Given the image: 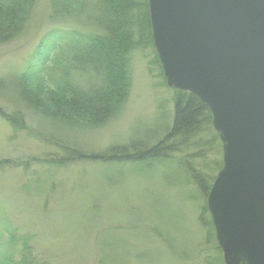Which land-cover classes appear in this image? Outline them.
Returning <instances> with one entry per match:
<instances>
[{"label": "rangeland", "instance_id": "1", "mask_svg": "<svg viewBox=\"0 0 264 264\" xmlns=\"http://www.w3.org/2000/svg\"><path fill=\"white\" fill-rule=\"evenodd\" d=\"M15 1L27 5L15 17L18 29L0 36V110L20 115L23 125L0 116V249H16L19 240L46 264H224L204 209L215 170L210 162L221 159V149H201L208 177L195 168L194 149L169 153L149 168L129 161L128 145L151 146L172 126L175 89L166 85L155 50L132 48L127 92L97 125L84 117L52 118L45 113L61 112V91L32 82L21 87L16 77L39 62L53 31H101L67 12L53 13L52 0ZM69 75L81 87L94 81L85 72ZM201 137L208 140L209 130ZM112 155L116 160L106 159ZM72 156L77 159L65 160Z\"/></svg>", "mask_w": 264, "mask_h": 264}, {"label": "water", "instance_id": "2", "mask_svg": "<svg viewBox=\"0 0 264 264\" xmlns=\"http://www.w3.org/2000/svg\"><path fill=\"white\" fill-rule=\"evenodd\" d=\"M166 85L195 95L221 144L206 196L224 264H264V0H147Z\"/></svg>", "mask_w": 264, "mask_h": 264}, {"label": "trees", "instance_id": "3", "mask_svg": "<svg viewBox=\"0 0 264 264\" xmlns=\"http://www.w3.org/2000/svg\"><path fill=\"white\" fill-rule=\"evenodd\" d=\"M22 5V2L20 4L15 0L9 3L6 0H0V36L9 35L12 33L11 31L18 29L19 25L16 23L18 19L15 17L21 11L24 13L23 9L27 4L24 8H21ZM52 8L53 13L65 14L67 12L66 14L78 18L83 26L93 23L101 33L92 35L91 33L82 34L79 31L61 29L53 31L52 41L45 46L39 62L29 66L25 72L16 77L15 82L21 87L32 82L49 92L61 91L60 94L65 97V101L62 103L64 107L61 112L59 111L61 108L56 110L61 115L53 112L45 113V115L48 114L52 118L71 115L72 117L68 119L74 120L84 117L90 124L97 125L102 119L109 117L118 109L127 92L129 85L126 77L127 55L132 48L138 44L140 46L148 45L154 51L147 0H52ZM136 34L138 35L137 41L134 40ZM155 58L158 61L156 53ZM71 70L89 74L90 78L94 79L93 84L86 87L74 84L69 75ZM27 94L26 91L25 95ZM20 95L21 98L23 96L26 98L25 95ZM172 102L171 128L164 134V137L151 146L137 148L128 145L132 148V152L129 153V161L143 163V168H149L162 161L163 157L164 159L168 158L169 153L180 149H194L196 153L193 157L197 158L196 160L199 162V166L195 168L204 175L202 168L208 170V164L206 160L201 159L203 158V148H210L215 144L217 152L220 153L221 149L218 135L211 124L210 112L195 95L182 90L174 91ZM1 111L0 116L5 117L11 126L22 127L23 121L20 115L16 113L7 115ZM207 130L211 137L205 140L201 136H204ZM64 150L69 151L66 148ZM162 151L164 156L161 154ZM125 154L124 149L123 155ZM96 156L91 154L89 157L96 159ZM82 157L84 156L82 155ZM98 157L105 158L103 155ZM67 158L65 160L68 162L77 159L75 156ZM194 158L191 159L188 156L185 159H190L194 166ZM106 159L116 160V157L112 155ZM210 164L214 165L215 170L214 175L212 173L210 177L207 176L208 174L204 175L209 179L204 195H207L215 174L221 167L220 156ZM208 224L214 232L210 220ZM8 235L9 242L14 243V233L8 232ZM14 245L17 246L16 249L12 245L9 250L0 249V264H46L32 253L25 242L19 244L18 240ZM218 249L220 250V248ZM2 253L4 254L2 255Z\"/></svg>", "mask_w": 264, "mask_h": 264}]
</instances>
